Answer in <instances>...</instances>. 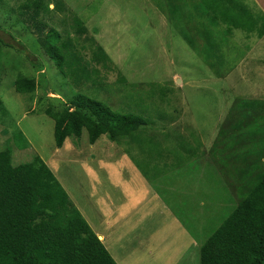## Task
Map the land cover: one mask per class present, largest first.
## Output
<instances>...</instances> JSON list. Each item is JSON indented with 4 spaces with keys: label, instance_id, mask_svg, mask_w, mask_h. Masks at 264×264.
Here are the masks:
<instances>
[{
    "label": "rangeland",
    "instance_id": "374dc122",
    "mask_svg": "<svg viewBox=\"0 0 264 264\" xmlns=\"http://www.w3.org/2000/svg\"><path fill=\"white\" fill-rule=\"evenodd\" d=\"M59 1L61 10L56 11L52 10L54 0H44L50 10L39 19L44 36L54 30L59 35L58 47L71 42L74 47L64 52L81 58L74 67L91 72V77L75 83L70 69L61 71L49 59L36 41L34 28L18 10L24 0H0V101L4 111L0 112V152H11L13 166L30 162L35 155L40 157L92 232L106 237L104 247L116 264H198L201 244L242 198L245 185L228 178V169L237 177L241 173L234 168L246 165L248 169L253 161L264 162V107L250 106L255 101L264 102V56L261 59L258 51L264 43L253 33L230 29L220 21L215 27L199 22L198 17L190 23L175 21L162 0ZM183 1L189 2L188 7L192 5L187 10L193 13V3L200 0ZM230 1L255 17H260V10L264 12V0ZM73 18L86 29L80 39L73 33ZM205 30L218 40L226 38L219 54L221 61L227 62L222 70H211L199 54ZM96 47L106 55L107 63L102 61L99 66L90 60ZM18 75L34 79L33 94L14 91ZM79 95L107 105L113 113L141 117L146 125L138 132L139 138L112 142L101 136L90 145L82 131L79 139L68 138L57 149L54 123L46 111L69 106ZM236 120L251 123L244 133L254 132V141L261 140L259 147L243 136V129L233 128ZM228 135L246 141L244 162L235 157L226 164L218 161L220 155L228 157L230 150L223 151L219 145L220 152H214L213 143L227 140ZM154 143L159 144L160 154L165 149L173 157L179 149L187 148V161L185 158L181 168L169 160V172L150 167L157 155ZM137 164L149 173L155 169L154 175L150 174L152 191L165 209L144 205L137 215L124 214V202L134 209L122 199L130 191L137 192L134 178L126 181L112 176L126 168L137 171ZM185 166L199 171V175H189L194 189L205 187L202 171H218L206 178L212 181L205 187L209 200L203 205L210 204L214 210L206 211L211 215L205 219L214 225L205 234L200 230L203 197L188 195L191 207L185 204L186 209L179 197L184 191L176 189L185 181L174 171ZM221 170L224 174L220 176ZM111 181L124 184L106 191ZM172 218L175 223L170 226ZM164 233L167 240L161 238ZM184 237L190 239L188 249Z\"/></svg>",
    "mask_w": 264,
    "mask_h": 264
},
{
    "label": "trees",
    "instance_id": "16d2710c",
    "mask_svg": "<svg viewBox=\"0 0 264 264\" xmlns=\"http://www.w3.org/2000/svg\"><path fill=\"white\" fill-rule=\"evenodd\" d=\"M161 3L173 20L178 22L185 20L190 23L198 17L197 20H201L199 22H208L213 27L222 22L230 29L264 34V18L255 17L247 8L234 7L230 0H200L193 3V13L187 10L192 5L188 7L189 2L183 0H162ZM61 5L59 0H54L52 10L60 11ZM18 10L34 28L36 41L58 69H70L75 83H79L81 78L86 81L91 77V72L74 67L81 58H76L72 52H64L69 47H74L71 42L58 47L56 41L59 35L54 30H49L44 36V25L39 19L41 14L50 11L44 0H24ZM72 22L73 33L80 39L86 29L78 18H73ZM202 35L205 43L199 49L200 56L211 70H222L227 62L221 61L219 54L226 38L218 40L208 30ZM90 60L99 66L108 62L99 47L92 48ZM13 87L18 94L31 95L36 89V83L33 78L18 75ZM250 106L263 108L264 102L255 101ZM242 110L243 113L246 112L245 108ZM0 112H4L1 101ZM46 112L54 123L53 138L57 149H61L68 138L79 139L82 131L86 132L88 143L94 145L101 136H106L112 142L138 137V132L146 125L141 117L113 113L107 105L84 95L76 96L69 106L63 105L57 111L47 109ZM233 125L234 129H243V136L251 144H256L255 147H259L261 140L254 141V132L244 133L250 128V122L236 120ZM136 132L137 136H134ZM221 133L220 131L217 135L220 136ZM226 139L213 143L214 152H220V145L223 151L229 148L230 154L223 158L221 155L216 156V159L219 157L218 161L225 164L233 161V157L244 162V155L248 154L246 141L234 135H228ZM154 145L153 150L158 155V145ZM180 150L189 153L187 148ZM261 151L264 153V145ZM164 155L167 157L168 153ZM11 156L9 150L0 152V264H116L42 159L35 155L30 162L13 166ZM137 167L141 175L151 183L152 176L148 175L149 172L141 165L137 164ZM235 170H239L241 174L234 177L235 174L228 169L227 177L245 185L241 190L242 198L238 199L234 210L201 244L198 264H264V162L260 164L259 161H253L250 168L246 169L245 165L234 168ZM255 170L260 172L254 175ZM212 173L218 174L212 171L208 175ZM188 174L192 175V172L189 170L184 173L185 186L177 190L180 193L184 191L182 196L179 195L183 205L189 203L191 207V201L187 197L190 194L201 195L203 202L209 200L204 192L212 181L206 179L208 175L205 187L194 189L189 183ZM221 174H224L222 170L220 176ZM245 175L248 177L247 181ZM202 209L200 230L205 234L207 228L214 225L212 220H206L211 215L206 211L211 212L214 208L210 204H204Z\"/></svg>",
    "mask_w": 264,
    "mask_h": 264
},
{
    "label": "crops",
    "instance_id": "0c3cea01",
    "mask_svg": "<svg viewBox=\"0 0 264 264\" xmlns=\"http://www.w3.org/2000/svg\"><path fill=\"white\" fill-rule=\"evenodd\" d=\"M261 15L263 18H264V12L262 10H260ZM257 38H258V41H260L261 43H264V34H261V35H258L256 33H253ZM251 34V35H253ZM263 49L264 47L261 46L259 47L258 51L260 52L259 54V57H262L264 56V53H263ZM154 144H157L158 145V148L159 147V144L158 143H154ZM155 146V145H154ZM163 152L165 153H168V156L166 157L163 153V154H158V155H155L154 156V159L152 161H150V167L154 166V168H159L161 171L163 172H169L170 170H168V166H171V164H168L169 163V160L171 162H174L173 164L177 167V166H180L182 168V165L184 163V159L186 158V161H187V156H189V154L187 152H183L181 151L180 149L174 153V156H171L170 152H168L167 150L163 149ZM184 156V157H183ZM155 161H159L156 166H155ZM190 169H188V166H185V168H183L182 170H176L174 172L176 173H180V178L183 179V175L186 171H189ZM215 169L212 168V171H214ZM155 171V169H154ZM154 171H151L150 173H148V175H150L151 173L154 175ZM209 171V172H208ZM208 171H202V178L203 177H206L210 172V170ZM190 172H192V175L191 177L194 175V174H198L199 175V171L194 169V170H190ZM215 172H218V171H215ZM173 173V172H172ZM117 176H112V178H125V180L127 181L128 178L130 177H133L134 180H133V183L135 186L133 187V189H135V191H137L136 193H134L133 191H130V195H124L122 197V199H124L125 201L127 202H130L132 208H129L127 207V204L124 202V214H127V215H137L140 208L144 205H147L148 207L150 208H153L152 205H154L156 208H164L165 209V206H163L161 204V202L159 201V195L156 194L155 192L152 191V186H151V183L148 182L142 175L141 173L139 172V170H134V168L130 169V168H126L123 172H118ZM189 175V174H188ZM151 176V175H150ZM169 177V176H167ZM117 184H115L114 181H111V182H107L108 184V187L106 189V191H110L111 188H113L114 186L117 187V186H120L121 184H124L123 182L121 181H116ZM179 185L180 186H183L182 183L179 182ZM185 186V184H184ZM178 189V188H176ZM202 205H203V201H201ZM175 223V220L174 218L170 219V221L168 222V225L170 226H173ZM169 231V230H168ZM171 233V232H170ZM169 233V235H170ZM98 239L102 242V244L104 245V243L106 242L105 238H104V235H99L98 233L96 234ZM180 235V234H178ZM167 234L164 233V235L161 237L162 239H166L167 240ZM182 236H179V238H181ZM178 239V237H177ZM184 241L187 242V249H188V245L190 246L191 245V242H190V239H188V237H184ZM190 249V247H189Z\"/></svg>",
    "mask_w": 264,
    "mask_h": 264
}]
</instances>
